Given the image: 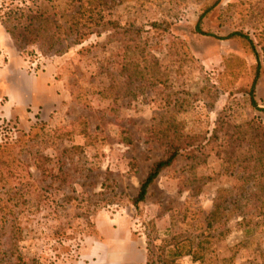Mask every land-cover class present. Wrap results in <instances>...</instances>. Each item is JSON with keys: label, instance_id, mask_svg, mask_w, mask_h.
Returning a JSON list of instances; mask_svg holds the SVG:
<instances>
[{"label": "rangeland", "instance_id": "374dc122", "mask_svg": "<svg viewBox=\"0 0 264 264\" xmlns=\"http://www.w3.org/2000/svg\"><path fill=\"white\" fill-rule=\"evenodd\" d=\"M67 1L0 0L2 243L20 232L4 264H85L99 215L126 219L155 264H264V0H91L82 19L100 24L79 43ZM10 5L36 18L8 29ZM174 129L202 148L135 205ZM182 236L204 245L162 254Z\"/></svg>", "mask_w": 264, "mask_h": 264}, {"label": "trees", "instance_id": "16d2710c", "mask_svg": "<svg viewBox=\"0 0 264 264\" xmlns=\"http://www.w3.org/2000/svg\"><path fill=\"white\" fill-rule=\"evenodd\" d=\"M57 1L58 0H54V1L50 0V2L53 4L52 7L55 9L61 5V3H56ZM76 1H78V0H68L66 2V9L65 10L63 9L64 11L60 15L61 17H68L69 18L68 20L70 22V26L67 29L69 31H71L72 33H70V34H73V36H74L72 38L73 43H79L82 39H84V37L91 32L89 28L91 25H93V23L95 25L100 24V17L99 18L97 17V12L95 14L92 13L91 15H88V18L85 21H83V19H82L84 16V13L81 12V7L84 6L85 2L91 3V0H80V3H81L80 8L79 9H73L75 6L74 3ZM27 8H28L27 6H25V7H23V6L22 7H20V6L13 7L11 5L8 8H6L5 12H4V14H5L4 15V22L6 24V27H8V29H9V27H10L9 22H15L14 24H16V25H22L23 24L22 19L25 17H26L25 18L26 20H28L30 18L31 19L36 18L35 15H28V16L26 15ZM41 10H42V7L39 6L38 11H36V12H38V13L41 12L39 15L42 17L45 15V13L42 12ZM205 14L206 13H204L201 16L200 21L205 16ZM55 15L53 14V16H55ZM47 18H48V20L56 21L55 18H53V20L50 19V18H52L51 16H49ZM33 24H34V22L31 20V22L28 26H30V25L32 26ZM25 28L28 29L27 26H25ZM40 29H41V26L38 25L37 33H39ZM202 33L203 34H209V33H205V32H202ZM236 36L246 39L250 43L254 52L256 54H258L257 53L258 51L256 49L254 41L248 35H246L242 32H239V31L231 32L225 38H234ZM260 67H261V63L258 64V70H260L259 69ZM257 76H259V73ZM256 84H257V80L254 81L251 92H250L252 104H254V106H257V101L255 99ZM175 100L176 101L174 104V109L178 106V101H177V99H175ZM168 104H169V102H168ZM170 104H171V101H170ZM169 138H170V136L167 137L168 141L166 142V150L164 152V155L160 159H158L152 163L145 180L141 184L138 195L133 199V202L135 205H139V203L145 201L147 194L149 192L150 186L156 181V179L160 176V174L165 169L172 166L178 160V158L181 155H183L184 153L187 152L186 154H188L189 156H191V155L193 156V155H196L197 151L200 148H202L201 143L196 144V142H195V139H197L196 135H193V136L192 135H184V133L181 132L179 129H174L171 138L170 139ZM4 162L6 164H8L7 161H4ZM8 168L9 167H6V170H9ZM1 228H2L1 230L4 231V229H6V224L4 223L3 225H1ZM19 234H20V232L16 231L15 235L10 236L8 238L9 240L6 239L8 241V244L2 243L4 237L3 236L0 237V264L7 263L8 260H10V258L15 255V252L11 248L9 249V247L12 245L14 240L15 241L19 240V238H20ZM182 237H184V238H182ZM182 237L171 238V240L174 239V242H172V243H171V241L168 243L169 240H166V241L164 240L163 245L161 246V248H159L160 250H162V254H165V252H166L165 247L166 246L174 245L175 249H173L172 253H170L172 260L174 261L175 259L180 258L184 255L194 256L196 253V251H195L196 247L197 246L201 247V245L202 246L204 245L202 243L203 241H201V240L196 243L194 238L191 236H189V237L182 236ZM186 240L189 241V244H186V243L181 244L180 243V242H183ZM13 244H15V243H13ZM5 246H7L8 249H5L4 248ZM152 248L149 249L148 259H147L146 264H155L154 263V261H155L154 256L156 255V251H155V249H152ZM21 261H22V259L18 258L17 261L15 262V264H17L19 262L21 263ZM22 264H24L23 261H22Z\"/></svg>", "mask_w": 264, "mask_h": 264}, {"label": "crops", "instance_id": "0c3cea01", "mask_svg": "<svg viewBox=\"0 0 264 264\" xmlns=\"http://www.w3.org/2000/svg\"><path fill=\"white\" fill-rule=\"evenodd\" d=\"M95 233L88 236L81 251L85 264H146L147 250L123 217L99 215Z\"/></svg>", "mask_w": 264, "mask_h": 264}]
</instances>
